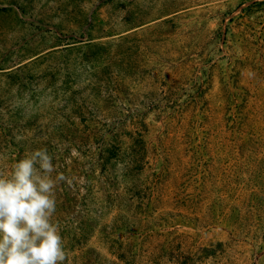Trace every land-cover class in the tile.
Wrapping results in <instances>:
<instances>
[{
  "label": "rangeland",
  "instance_id": "obj_1",
  "mask_svg": "<svg viewBox=\"0 0 264 264\" xmlns=\"http://www.w3.org/2000/svg\"><path fill=\"white\" fill-rule=\"evenodd\" d=\"M258 45L264 0H0V174L38 148L53 156V176L66 178L54 190L52 217L65 264H174L179 243L196 264H264V173L261 197L251 200L241 159L252 162L264 145V78L251 81L260 90L247 129L229 120L242 106L228 110L223 93L251 89ZM198 78L210 84L207 126L191 124L195 114L207 116L195 98ZM140 130L148 142L169 133V163L149 152L135 175L127 161ZM185 133L191 145L202 137L211 157L199 184H183L196 165ZM110 147L119 152L99 176V152L104 159ZM151 157L166 165L153 184L161 202L150 188L151 198L137 205L134 185L153 187ZM181 193H200L194 214ZM220 244L221 254L205 255Z\"/></svg>",
  "mask_w": 264,
  "mask_h": 264
},
{
  "label": "clouds",
  "instance_id": "obj_2",
  "mask_svg": "<svg viewBox=\"0 0 264 264\" xmlns=\"http://www.w3.org/2000/svg\"><path fill=\"white\" fill-rule=\"evenodd\" d=\"M47 148H38L0 174V264H65L55 189L66 178Z\"/></svg>",
  "mask_w": 264,
  "mask_h": 264
},
{
  "label": "trees",
  "instance_id": "obj_3",
  "mask_svg": "<svg viewBox=\"0 0 264 264\" xmlns=\"http://www.w3.org/2000/svg\"><path fill=\"white\" fill-rule=\"evenodd\" d=\"M259 47H264L262 45H258ZM243 63L245 64V62H247V58L244 57L243 58ZM250 64H252L253 66V70L258 72V75L249 77L250 78V86L251 89H242L243 93L242 96L241 94L235 93L230 91L228 88L223 90V93L225 95V99H226V104L228 106V110L230 109V111L234 110L237 108V110L240 109V107L242 106V112H235L237 114L240 115V117L238 116L236 119H232L231 115H230V119L234 124L235 123H240L242 121V126L244 127V129H247L248 127V123L251 121V117L250 115H252V113H250V104L251 102H253V100L256 99V97L258 96L257 92H259V87H257L256 84H252L251 85V81L254 79L257 82H259L260 80H262V78H264V49H261L257 51L256 53V58L252 59V61L250 62ZM209 70V69H202V74L205 76V72ZM209 78V77H208ZM198 82L195 83V86L197 85V87L195 88L197 90V92H199V95L195 98L198 99V101L202 102L201 105V112H206L207 116L203 117V115H199V114H195L193 116V121L191 122L192 125H194L196 122L199 123L200 126H202L201 124H203V126H207V124L211 123L212 121V115L214 114V110L211 109V107H209V104L207 102H205L204 100V95L207 92L209 81H207V79H205L206 81H203V79L198 78ZM202 83V84H201ZM203 83H204V87H203ZM206 84V85H205ZM226 87V84H225ZM234 87V84H233ZM252 90V91H251ZM261 94L264 95V91H261ZM240 101V102H239ZM226 106V107H227ZM262 108H264V102H262L261 104ZM257 114V113H256ZM198 115L200 116V119L198 117ZM202 121V122H199ZM209 128V127H207ZM144 130V132H146L145 128L141 129ZM138 131L135 133V138L133 139V144H132V149L130 150V155H129V159L127 161V167L129 168V173H134L135 175L141 173L144 169V167L149 165V161L147 158V155L149 154V152L152 153L153 157H156L157 159H159L160 161H162V163L164 164H168L169 163V152L168 149H170V140H169V133H167L166 130H162L159 135L157 136V142H148L144 139V134L142 133V131ZM250 132V131H249ZM176 136H178L177 132L174 133ZM251 134V133H249ZM188 133L183 134V136H181V138H183L185 141H183V144L187 145V149H185V151H188L192 154V160L193 163H196L195 167L194 166H189L186 168L185 173L183 175V177H185V181L183 184H186V182L189 181V179L192 180V178H196L198 179V176H200V181H204L202 177H204V175L208 176V168H209V161H210V155L209 153L206 151V144L205 141L203 140V138L201 137L200 142H198L195 145H191L192 142V138H186L188 137ZM191 139V141H190ZM149 145L151 146L149 148ZM100 146V145H99ZM236 147L233 148V150H236V148L238 147V145H235ZM260 150L257 151V153H255V159L248 163L247 160L245 158H243V156L241 157L242 159V191H250V195H251V200H257L259 197H261L258 193L259 191H262V187L259 186L260 184V178H261V174L264 173V145L259 146ZM240 150V147H239ZM106 155L104 156V159L102 157V153L103 152H99V157L100 160H102V162H100L99 166V176H105L107 175L108 172V163L109 160L117 157V152H119L118 149L110 147L107 150H104ZM229 154H231V152H229ZM153 157H151L150 159L153 160V164L155 165L154 170L151 173V177L152 180L149 182L150 184L152 183L153 187H143L142 188H138L137 185H134L133 191L135 192L132 196L137 200V205H140L141 202L143 200H145L146 198H151V195L154 194V198L157 202H161V199L159 197H161V194L157 193L159 196H155V185L159 184L161 182V180L164 179L163 177V173L166 170L164 166H156V159H154ZM199 167L203 168L204 170L200 171ZM244 173V175H243ZM245 174L246 177H245ZM98 176V177H99ZM206 176V177H207ZM238 176L236 175V178ZM163 178V179H162ZM205 178V177H204ZM235 178V179H236ZM105 179H107V176L105 177ZM195 179L193 180L194 183H198V180ZM234 179V180H235ZM236 182V181H235ZM155 184V185H153ZM181 184V188L184 189V185ZM199 184V183H198ZM226 184H230L229 182ZM201 185V183H200ZM198 186V185H197ZM150 188H154L153 191L154 193H152V190L150 191ZM197 189V188H196ZM150 191V192H147ZM198 192H200V190H198ZM152 193V194H151ZM183 194V193H181ZM200 193H198L196 196H192V195H184L183 194V198L181 200L185 201V203H187L189 206L187 209L189 211H187V215L190 216L193 213V208H191V204H193L194 202L192 200H194L195 198H197L199 196ZM245 193H242V195ZM185 206V205H183ZM255 205H252V207H254ZM180 216L178 214H171L169 216V218H174ZM186 216V215H185ZM154 226L158 229L159 232L162 233H166L168 231H165V229L162 227L161 224H158V222L156 224H154ZM171 227H173L171 225ZM191 228V227H189ZM173 231L175 233H177L178 229ZM169 234V233H168ZM216 250H219V254L222 253V245L220 244L218 248H211V250L209 252H206L205 255H211V256H215L216 255ZM124 253H119V258H123ZM133 257V255H132ZM169 260L172 261L174 264H196V261L194 260L193 256L190 253H185L183 252V248L181 243L175 245V247H173V250L170 253L169 256ZM198 260V259H197Z\"/></svg>",
  "mask_w": 264,
  "mask_h": 264
}]
</instances>
